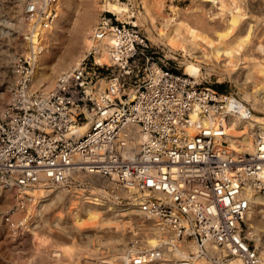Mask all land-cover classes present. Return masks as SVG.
<instances>
[{"label":"built area","instance_id":"1","mask_svg":"<svg viewBox=\"0 0 264 264\" xmlns=\"http://www.w3.org/2000/svg\"><path fill=\"white\" fill-rule=\"evenodd\" d=\"M59 8L60 0L26 4V21L41 22L37 39ZM93 42L51 93L34 89L32 60L15 58L11 99L0 111V188L90 193L86 178L101 179L113 200L158 219L171 238L147 247L139 229L126 259L95 264H264L247 231L249 188L264 192V132L247 153L231 145L225 128L231 117L249 120L252 111L232 93L177 71L140 26L114 13H102ZM102 50L111 64L96 60ZM84 125L89 131L80 135ZM30 201L26 195L21 208Z\"/></svg>","mask_w":264,"mask_h":264},{"label":"bare ground","instance_id":"2","mask_svg":"<svg viewBox=\"0 0 264 264\" xmlns=\"http://www.w3.org/2000/svg\"><path fill=\"white\" fill-rule=\"evenodd\" d=\"M62 1L63 0H60V8L57 20L51 25L49 29L43 31L41 35L42 38L40 40L39 38L37 39V35L40 30L41 22L38 23V27H33L32 23H28L26 21V4H28L30 0H20L19 7L21 9L18 7L20 9L19 18L15 23V27L13 26L16 30L19 31V33L25 36V40L21 42L23 52L22 54L26 58L32 60V84L34 89L36 87L40 88L49 85L44 90L43 88L39 90L40 92L44 93H51L54 91L57 78L61 74L60 73L58 76H56L55 80H53L52 75L47 74L45 70L47 67V61L51 60L50 57L53 55L54 47L59 38V33L62 32L61 29L63 27V21L65 19H68V17L70 16L66 7H63ZM129 1V3H125L120 0H102L99 18L94 14H89L86 18L82 17L83 20H81V23L78 21L80 23L78 25L79 29H77L78 34L76 38H73L75 40L72 44V47H70L67 52L65 51L66 53L62 55L58 64V67L61 69V71L64 72L66 70L78 67L85 57L86 50L92 46H97V44L93 42V37L101 21V15L103 12H111L117 15L119 20L133 23L137 26H139L140 24L145 25V23L149 20L153 27V29L147 28L151 41L162 45L163 47H159L160 49L162 48L161 50L168 58L177 61L178 57H183L184 62L182 63V65L184 67V73L193 78L195 82L202 85L204 79L206 78V74L203 72L204 68L206 67L207 75L209 76H211L213 73H216L221 77H228L229 81L233 84H237L242 87H245L247 85V82L240 83L238 80L241 70H243L244 67L247 66L245 65L243 68H241L240 63L243 62L244 57H246L247 55L255 57V55L261 56V54L264 53V46L262 44H255V47H252V39L249 38V29H246L249 34L247 32L246 34H244L245 32L242 31L243 29L241 31L239 29V20L227 19L226 22H224V27L226 26L224 32L216 35V37H206V35H204V31L200 30L196 26H193L189 20L191 12H194V15L204 12L203 8H207V5L205 6L203 4L212 6L209 8L210 12L215 9L222 11V8H219V0H205L203 1V3L199 4V6H202L203 8L201 7L200 9H197V7V10L195 9L191 12H189L188 8L180 9L175 6H169L168 0ZM197 1L200 0H194V2H196L195 6H198ZM260 1L261 7L264 8V0ZM116 5L117 7L119 6L122 9H127L119 10L118 8H116ZM140 5H142V9L144 8V12H142V10H139ZM167 7H169L174 12V14L177 15V17L173 16L174 14H166ZM115 8L117 13L115 12ZM184 12H188L189 15L183 16ZM22 13L24 15H22ZM216 15H220V13L214 14V16ZM158 20L162 21V23L160 22L161 27L157 26V22H159ZM217 22L223 23L220 20H218ZM237 30H239L241 33L239 36V31L236 34ZM80 38L83 39L81 43V52L78 51ZM231 42L232 44H230ZM111 46H113V43L110 42V47ZM252 51L254 52L251 53ZM9 54L10 53L8 52H1L0 50L1 87H4L8 83L14 84V81L16 80L12 68H10V72L4 70L5 66L8 64L9 56L11 58L15 55H12V53L10 55ZM220 57H226V59L221 61ZM198 58L202 62H198L196 60ZM96 60L101 64H111V57L106 50L98 52L96 55ZM252 61H254L253 58L249 62L247 68L250 67L257 69L259 71V74L264 73V65L261 66L260 63L256 62V60L254 62ZM236 62L238 64H236ZM12 64L13 63H11V65ZM209 66H213V68H209ZM55 68L53 67L52 70ZM8 72L10 73V75L7 76ZM105 82V80L100 81L101 86H106ZM254 83H256V81L252 82V84ZM254 86V92L250 93L247 97H244L248 101L251 100L249 102V105L244 103V99L242 100L238 98L243 106H245L246 108L248 106V109L252 111V117L249 120H246L240 116H233L230 118L225 127L231 145L235 149L247 153L255 152V142L260 133L264 132V120L257 119L260 115H263L264 117V81H262L261 84H256ZM9 102L10 98L8 99L6 97V94H0V111H3L7 107V104ZM88 131L89 125L77 127V132L80 135H84ZM237 143L239 144L240 148L238 147ZM74 176L76 178H82L79 177V174L77 172L74 174ZM86 180L88 183H91V187L89 188L90 193L84 191L83 188L72 187L68 189L64 186L55 187L52 189H44L39 187L28 191L26 194L20 192L15 188H0V191L1 189L5 190L3 202L9 205H12V203H14V201L12 200L13 197L11 198V194L9 193H12V191H16V198L13 199L15 200V204L18 209L8 221L9 228H11V224H14L13 230L16 231L15 226L17 228L16 223L21 219L20 215L22 214V212L23 214L24 212H27L23 215L24 217H26L27 215L31 217L28 221H24V223L22 224L23 228H25L26 230L30 229L31 239L33 241L32 248L35 249L39 256V261L36 264H45L46 262H59L60 264H66L68 262V264H76L75 262L80 257V252L83 246H81V244H79V242L75 239L72 231L74 230L75 233L76 231L80 233L87 225H91L92 227L97 229L99 228V224H101L102 222L109 227H112L113 221L119 222V224H114L115 231H113V229L111 230V228L108 230L105 228V230L107 231H104L105 235L103 237L100 235L97 236L96 234V238L90 241L91 244H94V246L92 245L94 249L90 253L94 254V257L97 258L102 256L101 250L103 246L106 249H111L113 251L112 253L118 252L113 254L114 256L112 258L114 259H112V261L118 259L119 255H121V257H119L121 259L127 258L126 254L128 251V245H126V247L122 249V245L125 243V240L122 238L123 236L121 234H124V231L126 230L129 231L130 229H132L131 224L134 223L133 221H143L142 225H139L136 230H144L143 233L145 234L147 247H156L161 244L165 245L166 243H169L171 238L169 235L161 233V223L158 219L150 220L143 216L140 212H138L135 206L129 204H120L118 201L113 200L111 198L112 195L110 191H107L108 186L103 180L93 179L92 177L86 178ZM86 180L83 179V183H85ZM249 193L254 199V206L251 209V215L249 218V222L247 223V231L249 238L255 242V246L257 245L256 248L258 249L260 257L264 258V192L255 191L252 187H250ZM26 195H29L31 197V201L25 205L24 209H22L20 200L26 198ZM117 195L120 197H127L126 192L121 190L117 192ZM123 206L129 207L125 209L124 213L119 214L121 210L120 207ZM257 210H263V212H261V214L257 216ZM48 215H51V217H48ZM66 220L72 223L71 228L64 227L65 225H67V223L65 222ZM40 221H43L46 226H43V229L37 231L35 225H39ZM54 226L61 230V234L69 237H65L67 243L63 242L62 244H58L57 242H55L57 245L52 243L51 245H49L50 242L48 241H50L51 238H49V234L47 235V229L48 227L52 228ZM150 228H153L155 230L154 234L157 235L156 237L158 239H156L153 234L150 233ZM44 246L49 250V247L56 248V250H53L54 253L49 252L52 258L49 257V261L47 260L46 262V251H44L45 249H43ZM53 258H57V260H52ZM199 264L206 263L203 261Z\"/></svg>","mask_w":264,"mask_h":264},{"label":"rangeland","instance_id":"3","mask_svg":"<svg viewBox=\"0 0 264 264\" xmlns=\"http://www.w3.org/2000/svg\"><path fill=\"white\" fill-rule=\"evenodd\" d=\"M26 1H28V0H26ZM168 1H169L168 2L169 6H175V7H178L180 9H187L188 8L189 12H191V11L195 10L197 7H198L197 9H200L202 6H199V4L203 3V1H205V0L197 1L198 6H195L196 2H194V0H168ZM19 2H20V0H0V50H1V52L3 51V52H8L10 54L12 53V55L15 54L11 58L9 56L8 64L5 66V69H4V70H7L9 72H10V68H12L11 63L14 62L15 57L17 58V56H19V55L23 56L21 42L25 40V36L23 34L19 33V31L14 28L15 23L17 22V20L19 18V14H20L19 10L21 9L19 7V5H20ZM62 2H63L62 3L63 7L64 6L66 7L70 16L68 17V19H65L63 21V24H62L63 27L61 29L62 32L60 31L61 33H59L58 41L54 47V51H56V52L53 51V55L50 57L51 60L47 61V63H46V66L48 68L46 67L45 72L47 74H51L53 80H55L56 76H58L60 73L63 72L58 67V64L60 62L62 55H64L70 49V47H72V44L75 40L73 38H76V36L78 34L77 29H79L78 25L81 23V20H83L82 17L86 18L89 14H94L99 18L100 12H101V5H102V0H63ZM218 4H219V8L220 9L222 8V11L215 9V10H212L210 12L209 8L212 6H208V4H203L205 6L207 5L206 6L207 8L202 7L204 12H205V13L203 12L204 14L203 13H201V14L197 13L194 15L193 14L194 12H191V14H190L191 16H189L190 17L189 20H190L191 24L193 26L198 27L200 30L204 31V35H206V37H216V35L225 31L226 26L224 27V24H225L224 22H226L227 19H236V20L240 21V28H239L240 31L243 29L242 31L245 32L244 34H246V32L249 34V32H250V36L249 35L248 36L250 39H252V44H251L252 47H255L254 46L255 44L256 45L262 44L264 46V16H263L264 14H262V13H264V8L261 7V1L260 0H219ZM68 6H70V7H68ZM141 6L142 5L139 6V10H142V12H144V10H143L144 8L142 9ZM116 8H118L119 10L127 9V8L122 9L119 6L117 7V5H116ZM116 8H115V12H116ZM187 13L188 12H184L183 16L189 15V13L188 14ZM217 13H220V15L214 16V14H217ZM166 14H174V12L169 7H167ZM22 15H24V14L22 13ZM173 16L177 17V15H175V14ZM259 19H261V20H259ZM218 20L222 21L223 23L217 22ZM158 21L159 22H157V26L161 27L162 21L161 20H158ZM251 24H252V26H251ZM139 26L143 30V32L148 36V38L150 39L149 33L147 31V28L153 29L150 21L148 20L145 23V25L140 24ZM246 29L247 30L249 29V32L246 31ZM238 31L239 30H237L236 34L238 33ZM240 31L238 33V36L241 34ZM29 33H28V35H29ZM242 34H243V32H242ZM238 36H236V37H238ZM82 41H83V39L80 38L79 48H78L79 52H81V50H82L81 49ZM150 41H151V39H150ZM151 42L153 45H158L160 47H163L162 45H160L158 43H155L153 41H151ZM230 44H232V42ZM253 52L254 51H252L251 53H253ZM162 53L164 54L163 51H162ZM79 54H81V53H79ZM252 58L254 61L256 60L257 63H260L261 66L264 65V53H262L261 56L255 55V57H254V56L247 55L246 57H244L243 62L240 63L241 68H243L245 65L248 66V64L252 60ZM224 59H226V57H220L221 61H223ZM196 60L198 62H202L199 58ZM254 61H252V62H254ZM170 62H171L172 66L177 68V71L184 73V70H183L184 67L182 65V63L184 62L183 57L182 58L178 57L177 61L170 59ZM236 64H238V63L236 62ZM247 66L244 67L243 70H241V72L239 74V78H238L240 83L247 82V85L245 87H242V86L237 85V84H233L229 81L228 77H221V76L217 75L216 73H213L211 76L207 75V68L206 67L203 70V72L206 74L205 75L206 80L204 79L202 86L213 88L214 90H217L219 92H225L226 91V92L232 93V95L237 96L238 98H240L242 100L244 99V103L249 105V102L251 100L248 101L244 97H247L250 93L254 92V87H255L254 85L261 84V82L264 81V73L259 74V71L257 69L250 68V67L247 68ZM53 67L54 68L56 67L55 69H53L54 71L52 70ZM209 68H213V66H209ZM9 72H8L7 76L10 75ZM254 81H256V83L252 84V82H254ZM47 86H49V85H46L45 87H40V88L36 87L35 89L41 90L43 88V90H44ZM5 88H7V89H5ZM12 88H13V83L12 84L8 83L4 87H1V85H0V94H6V97L8 99L9 98L11 99ZM247 108H248V106H247ZM257 119L264 120V117H263V115H260V116H258ZM0 192H1L0 193V219L2 218L0 220V264H36L39 261V258H38L39 256H38V253L35 251V249L32 248L33 241L31 239L30 229L26 230L25 228H23V224H22V223H24V221H28L31 217H29L28 215L26 217H24L23 215L27 212H24V214H23V212L21 211L22 212V214L20 215L21 221L19 220L16 223V225H17V228L15 226L16 231L13 230L14 224H11L10 225L11 228H9V226H8L9 220H7L6 218L9 217L8 219H10L16 213V210L18 209L16 204H15V200H14L16 198V191H12L13 194L11 192L9 193V194H11L10 197L14 198V199L12 198V200L14 201V203H12V205L11 204L10 205L5 204L3 202L5 190L1 189ZM127 207H129V206L120 207L121 210H120L119 214L124 213L125 209ZM263 210H264V208H263ZM263 210L262 211L257 210V212L258 211L259 212L258 213L256 212V215L257 216L260 215L261 212H263ZM48 217H51V215L50 216L48 215ZM119 221H120V219H119ZM65 222L67 223V225L64 226L65 228H71L72 227V223L70 221L66 220ZM133 222L134 223L131 224L132 229H130L129 231L126 230V231H124V234H121L123 236L122 238L125 240V243L122 245V249H124L126 247V245H128L129 241H131V239H133V236L137 234V231H138V230H136L137 227L139 225L141 226L143 223V221L142 222L133 221ZM32 224H33V222H32ZM114 224H119V222L113 221L112 227H109V226L105 225V223L102 222L101 224H99V228H97L98 230L95 229L94 227H92L91 225H87L83 228L82 232H80V233L77 231L75 233L74 230L72 231L73 236H75V239L79 242V244H81V246H83L82 250L80 252L81 253L80 257L75 262L76 264H86V263L95 264L96 263L95 261L114 259V258H112L114 256L113 254L118 253V252L112 253L113 251L111 249H106L104 246L102 247V250H101L102 256H100L99 258L94 257V254L90 253L94 249V247H93L94 244H91L90 241L94 240L96 238V234H97V236L100 235L103 237L105 235L104 231H107L110 228H111V230L113 229V231H115V227H114L115 225ZM12 225H13V227H12ZM35 226L37 228V231H40L41 229H43L46 226V224L43 221H40L39 225H35ZM35 226H34V228H35ZM41 226H42V228H41ZM105 228L107 230H105ZM47 230H48L47 235L49 234V238H51L50 241H48V242H50L49 245H51V243L56 244L55 242H57L58 244H60V243L62 244L63 242L67 243L66 238H69V237L65 236L64 234H61V232H60L61 230L59 228H56L54 226L52 228L48 227ZM144 237H145V234H144ZM57 247H59V246H57ZM256 247H257V245H256ZM49 248H50V250L46 249L45 246L43 247V249H45L44 251H46V255L44 254L46 256L45 262L47 260L49 261V257H51L50 256L51 254H49V252L54 253L53 250H56L55 247H49ZM47 250H49V251H47ZM47 256H48V258H47ZM119 257H121V255H119L118 258ZM54 259L55 258H53L52 260H54ZM55 260H57V258ZM45 264H60V263L59 262H56V263L46 262ZM66 264H68V262Z\"/></svg>","mask_w":264,"mask_h":264}]
</instances>
